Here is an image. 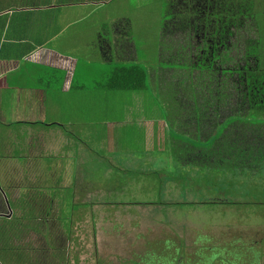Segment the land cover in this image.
Here are the masks:
<instances>
[{
	"label": "crops",
	"instance_id": "obj_1",
	"mask_svg": "<svg viewBox=\"0 0 264 264\" xmlns=\"http://www.w3.org/2000/svg\"><path fill=\"white\" fill-rule=\"evenodd\" d=\"M105 1L0 0V126L3 128L0 164L16 160V164L5 165L3 171L6 172L9 165L17 168L12 178H0V194L5 199L1 214L6 216L0 218V264H15L7 262L2 254L8 242L14 249L11 251L22 256L17 264H264V223L239 227L236 222L224 220H212L203 226L201 222L189 221L185 236L182 227L185 209H177L179 216L176 217L173 216L175 209H169V215L165 212V217L159 209H147L141 217L144 214L135 211L137 209L97 208L102 204L96 187L91 190L81 175L70 171L74 165H83L71 154L72 146L63 137L66 131L63 128L74 121L70 115L76 110H72L66 120L48 121V103L63 98L62 94L66 97L88 92L76 82L80 64L92 70L101 66L97 60L112 68L139 63L136 62L137 44L129 36L130 28L125 19L113 27L116 45L104 51L107 44L103 39V19L86 11L92 6L99 8ZM177 2L183 3L182 0ZM94 29L96 37L101 39L100 49L97 42L88 55H80ZM169 36L163 31V41L160 39L157 50L163 60L164 53L175 54L172 44L176 41L168 39ZM178 37L183 39L182 35ZM160 80L158 78L159 87L158 83L154 86L159 88L160 95L166 96ZM141 91H133L128 108L154 114L151 118L164 122L169 129L171 126L176 129L185 122L180 113H175L172 123L167 117L172 108L170 104L158 98V93L148 96ZM194 119L192 126L196 128L199 121L196 116ZM53 127L57 129L51 130ZM76 138L86 151L87 144ZM192 147V153L198 152ZM14 148L16 156H13ZM64 160H67L65 165ZM25 165L31 167V173L27 179H19L18 175H24ZM21 182H26L31 192L24 199V205L18 193L22 192ZM44 182L55 183L58 188L75 182V195L86 205L79 206L78 219L72 216L66 223L59 219L57 210L62 206L47 189L41 188ZM175 190L182 192L178 187ZM8 198L13 203L12 208ZM74 202H77L76 197ZM25 208H30V215ZM41 208H47L42 210L47 213V232L37 250L25 246L23 241L24 235L42 231L38 223ZM40 251L46 255L40 257Z\"/></svg>",
	"mask_w": 264,
	"mask_h": 264
},
{
	"label": "rangeland",
	"instance_id": "obj_2",
	"mask_svg": "<svg viewBox=\"0 0 264 264\" xmlns=\"http://www.w3.org/2000/svg\"><path fill=\"white\" fill-rule=\"evenodd\" d=\"M177 1L107 0L99 8L92 6L86 11L88 15L103 19V39L107 44L104 51L112 50L116 45L113 37L114 25L120 24L121 19L122 22L127 21L130 28L127 30L130 33L129 36L134 39L138 48L136 62L140 63H131V65H142L146 70L149 89L141 92L144 94L146 92L148 96H152V93L161 92L159 88L156 89L154 84L158 83L159 87L158 78L160 79L163 74L161 85H164V89L170 88L171 92L174 90L182 91V93L192 92L189 87L192 79L197 86L209 81V79L203 80L197 70L194 71L192 79L189 69L182 71L172 69L166 72L169 68L167 65L169 62L161 59L157 53L160 39L163 41L161 38L163 31L170 26L171 21L175 22L176 20L177 16L173 7L176 6ZM89 30L93 29L90 28ZM237 32V37L229 40L243 48L246 38L252 35L253 31L245 26ZM191 35V33H187L183 39L178 38L175 44H172L173 51L183 48L181 53L185 54L186 60H189L187 55L189 50L187 49L190 39L193 38L189 37ZM98 38L96 37V29H94V32H91L87 39L88 43L82 47V54L80 55H88L91 47L97 42V47L100 49L101 39ZM180 39L183 41L182 45H186L187 49L179 46ZM193 44L195 45V41ZM104 54L107 55V53ZM193 54L196 60L198 55L195 51ZM169 55L171 54H164L166 57ZM96 63L101 64V66L92 70L82 68L84 67L82 64L78 67L76 82L80 88L88 90V92L66 97L62 94L63 98H56V100L48 103L47 115L48 121L51 119L62 121L63 118L66 120L72 110H76L72 116L70 115L74 121L66 123L67 127L63 128L66 130L63 137L67 140V144L72 146L71 154L77 160H81L83 164L72 166L70 171L81 175L91 190L96 187L101 196L98 200L102 205L94 207L137 209L135 211L144 214L141 217L145 216L147 209H159L160 214L164 217L165 212L168 215L171 213L169 209H175V212L173 211L174 217L179 216L177 209H185V219L182 220L185 236L189 230V221L201 222L203 226L212 220H218V222L224 220L225 222H236L235 224L239 227H245L246 224L249 226V223H264V166H257L258 164L254 162L250 163L251 159L243 160L241 166L239 164L241 162H235L232 166L230 160L219 161L215 157L200 160L189 155H192V151H194L192 146L196 147L199 152L202 151L203 154L204 151H207L206 149L209 148L210 151L211 147L214 148L215 143L219 141L218 139H221V136L218 135L220 129L227 123L225 118L238 109L236 105L237 95H231L227 92L228 97L223 96L215 103L216 100L211 102L209 96H206L207 100L204 101V97L199 94L198 101L196 98L191 99L192 101L188 100L189 109L193 105L194 112H190L191 110L185 107L186 113L184 110L181 114L185 121L181 125L182 127L178 126L176 130L174 126H171L169 129L164 122L158 123L151 118V115L154 114L148 115L137 109L127 107L133 91L107 90L106 86L109 84L115 66L112 68V66L104 65L100 60H97ZM182 80L185 81L183 88L180 84ZM228 85H230V80H228ZM176 88L180 90L178 91ZM227 90L230 91L231 88L229 87L225 92ZM202 92L205 90L198 88V93ZM172 94L177 95L175 92ZM181 103H184V100H181ZM198 103H200L199 107H197ZM134 104L139 105L138 102ZM168 111L170 116L167 115V117L173 123V115L175 113L179 115L180 111L176 112L172 108H169ZM76 115L77 117H75ZM194 116L199 121L196 128L195 125L192 126L195 122ZM149 123L152 124L149 125ZM232 125L226 127L225 132L233 137L235 135L241 137L240 125H235V123L234 127ZM215 128L217 132H215ZM53 129H57V127H53L51 130ZM194 129L198 130L195 131ZM2 130L3 128L0 126V131ZM211 132L213 133L210 137H207ZM75 136L87 144L86 151L83 144ZM252 138V136L244 138L242 134L243 141L253 142ZM261 141H263L264 146V140ZM257 142L259 141H255L253 146H257L255 144ZM233 152L239 153L238 150H233ZM233 152L228 150L227 153L225 151V158L227 159L228 154L231 155ZM253 152L257 151L253 150ZM262 152H264V147ZM16 154L14 148L13 156ZM66 162L67 160H64L63 164L65 165ZM219 162L228 164V167L225 165L224 167L217 166ZM8 163L16 164V160H6L2 162V165L0 164V178L9 179V177L15 176L12 175L14 171H17L14 166L9 165L5 168L6 172L3 171V167ZM28 173H31V167L25 165L24 175L22 177L18 175V178L27 179ZM24 183L19 184L22 186V192L18 191L22 195L23 205L26 196L31 194L26 187L28 185ZM65 186L69 187L64 188L60 185L58 188L55 183L48 185L44 182L41 187L47 189L54 196L55 202L62 206L58 208L57 216L64 223L72 216L79 217V206H86L79 202L78 196L75 195V182ZM177 187L182 191L181 193H176L175 188ZM75 197L77 202H74ZM2 198L3 204L0 205V208L5 205V199ZM43 209L40 210V219L38 220L42 231L40 234L24 235L23 241L25 246L37 250L38 243L39 246H42L43 237L47 232L45 220L47 213H44ZM225 214L226 216H224ZM125 222L128 223L126 220ZM6 248L7 250L5 247L2 250V254L7 262L14 261L17 264L22 256L11 251L14 249L9 242ZM41 255H46V253L41 254L40 251V257ZM43 261L41 259L42 263Z\"/></svg>",
	"mask_w": 264,
	"mask_h": 264
},
{
	"label": "trees",
	"instance_id": "obj_3",
	"mask_svg": "<svg viewBox=\"0 0 264 264\" xmlns=\"http://www.w3.org/2000/svg\"><path fill=\"white\" fill-rule=\"evenodd\" d=\"M195 1L185 0V14L177 13L175 22L171 21L170 26L164 30L166 35H170L168 39L176 41L179 38L178 36L182 35L184 37L185 34L190 33L189 30L192 31L194 29V15L192 16V14L195 10ZM178 6L177 4L173 7L174 10ZM199 8L200 12L204 14L198 22L199 27L208 32L210 39L204 46L207 53L198 55L195 60L193 54L195 38L194 35H191L189 37L193 38L190 39L188 49L182 43L179 45L189 50L187 54L189 60L184 58L185 54L181 53L183 48H180L175 51V54L168 53L171 55L169 57L165 56L164 61L169 62L167 65H169L168 69L170 70L175 69V71H178L180 69L182 71L189 69L191 79L194 71L197 70L203 80L209 79V81L197 86L192 79L189 84L192 92L182 93L180 91V93L175 90L171 92L170 88H165L163 93L167 95L158 93L157 97L167 101L170 104L169 107L180 111V114H182L184 110L186 113L185 107L189 109L190 103L188 100L192 101L191 99L196 98L198 101L199 94L204 97V101L207 100L206 96H209L211 102L216 100L215 103L217 100L222 99L223 96L229 95L228 93L237 95L236 105L238 109L225 118L227 123L220 129L218 135L221 136V139H218L219 141L215 143L214 148L211 147L210 151L209 148L206 149L207 151H204V154L202 151H198L189 155L200 160L208 157H215L219 161L223 159L225 161L230 160L232 166L235 162H241L239 163L241 166L243 160L251 159L250 163L254 162L258 164L257 166H264V152H262L264 146L263 141H261L264 140V0H208L201 2ZM186 14L189 15L187 18ZM245 26L251 29L253 34L246 38L243 48L232 42L228 44L227 37L229 35L231 38L237 37V31ZM230 46V51H226ZM112 74L109 84L106 86L109 90L141 91L149 89L147 72L138 64L119 65L114 68ZM163 76L164 74L161 75V78ZM228 80H230V85H228ZM184 82V80L180 82L182 88ZM229 87L231 90L225 92ZM198 88H203L205 92L198 93ZM176 90L179 91L180 89L176 88ZM173 92L177 95H173ZM188 94L192 97L187 96ZM181 100H184V103H188H181ZM199 104L197 107H199ZM189 110L194 112V106L192 105ZM234 123L235 125H240L242 130L241 137L238 135L233 137L225 132L226 127L231 124L234 127ZM215 132H217L216 128ZM212 133H209L207 137H210ZM242 134L244 138L252 136L253 142L243 141ZM255 141H259L255 143L257 146H253ZM228 150L231 152L238 150L239 153L233 152L231 155L229 153L226 159L224 152L227 151L228 153ZM253 150L257 152H253ZM224 165L228 167V164L217 163L219 167H224ZM0 198L1 205L3 204V199L2 197ZM8 199L12 207L13 203L10 198ZM2 210L3 208H0V218L6 217L1 214ZM25 210L30 215L28 212L30 208H25Z\"/></svg>",
	"mask_w": 264,
	"mask_h": 264
},
{
	"label": "flooded vegetation",
	"instance_id": "obj_4",
	"mask_svg": "<svg viewBox=\"0 0 264 264\" xmlns=\"http://www.w3.org/2000/svg\"><path fill=\"white\" fill-rule=\"evenodd\" d=\"M183 3L181 4H178V8L175 10V13H182V15L185 14V0H182ZM208 0H196L194 2V7H195V10H194V13L192 14V16L194 15V24H193V28L192 31L189 30V32L194 35V38H195V46H194V51L197 55H200V54H206L207 51L206 49L204 48L206 42H209L210 39H209V35H208V32H205L203 29H201L199 27V20L201 19V17L204 15L203 13L200 12V8H199V5L201 4V2H206ZM176 4V5H177ZM196 11V12H195ZM189 15L186 14V18L188 17ZM230 35L227 37V41H228V44H230ZM231 49V46L228 48V50L226 51H230ZM230 115V114H229Z\"/></svg>",
	"mask_w": 264,
	"mask_h": 264
}]
</instances>
